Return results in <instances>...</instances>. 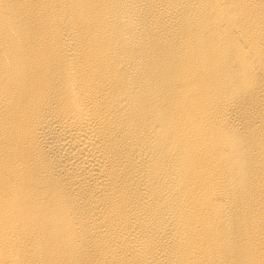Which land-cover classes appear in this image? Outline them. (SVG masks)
I'll use <instances>...</instances> for the list:
<instances>
[{"label": "bare ground", "instance_id": "bare-ground-1", "mask_svg": "<svg viewBox=\"0 0 264 264\" xmlns=\"http://www.w3.org/2000/svg\"><path fill=\"white\" fill-rule=\"evenodd\" d=\"M0 264H264V0H0Z\"/></svg>", "mask_w": 264, "mask_h": 264}]
</instances>
